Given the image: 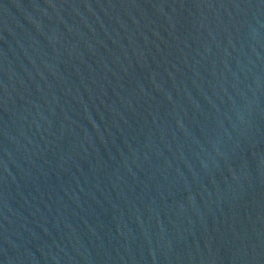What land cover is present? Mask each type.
Wrapping results in <instances>:
<instances>
[{"label": "water", "instance_id": "95a60500", "mask_svg": "<svg viewBox=\"0 0 264 264\" xmlns=\"http://www.w3.org/2000/svg\"><path fill=\"white\" fill-rule=\"evenodd\" d=\"M0 264H264V0H0Z\"/></svg>", "mask_w": 264, "mask_h": 264}]
</instances>
